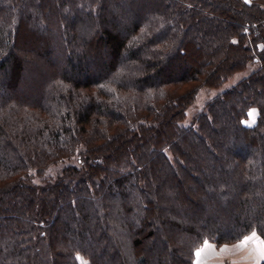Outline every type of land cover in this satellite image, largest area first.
Returning <instances> with one entry per match:
<instances>
[{"label":"trees","instance_id":"1","mask_svg":"<svg viewBox=\"0 0 264 264\" xmlns=\"http://www.w3.org/2000/svg\"><path fill=\"white\" fill-rule=\"evenodd\" d=\"M252 232L264 0H0V264H194Z\"/></svg>","mask_w":264,"mask_h":264},{"label":"rangeland","instance_id":"2","mask_svg":"<svg viewBox=\"0 0 264 264\" xmlns=\"http://www.w3.org/2000/svg\"><path fill=\"white\" fill-rule=\"evenodd\" d=\"M249 72H250V68L237 72L234 76H232L230 79H228V81H226L219 88L211 89V88L202 87L199 90V93H198L195 101L188 108V117L186 118L184 125H187V124H190L193 122L194 116L204 108L206 102L209 99L213 98L216 94L219 93V91L237 83V81H239L242 77L248 75ZM253 110H255V116L253 118V117H250V115H248V117L244 120V123L246 125H253L257 121V116H258L257 110L252 109L250 112H252ZM73 161L75 162V159H70L68 162H64L62 164L53 166L48 171L49 177H56L57 174L60 173V171L63 169V167L65 165H68L69 162L74 163ZM40 180L41 179H37V181H40ZM252 233H250L246 237L250 236ZM244 239H245V237L243 239L237 241V242L224 243L221 245H218L215 242L208 241L210 244L216 246L218 249H221L222 246L227 245V249L221 250L220 253L218 251L214 252V253H210V254L208 253V255L204 253L203 257L201 256V258H200L201 264H204V261L208 260L209 258L211 259V261H213L214 259H217L212 264H219V263L220 264H242L243 260H247L250 263V248H249V251H247L246 249H244V246H241ZM247 246L250 247V243ZM203 247H204V243L197 250H199ZM78 259H79V262L81 264H89V260L87 258L83 257L82 255H78ZM218 259H220V260H218ZM194 264H196V257L194 258Z\"/></svg>","mask_w":264,"mask_h":264},{"label":"snow or ice","instance_id":"3","mask_svg":"<svg viewBox=\"0 0 264 264\" xmlns=\"http://www.w3.org/2000/svg\"><path fill=\"white\" fill-rule=\"evenodd\" d=\"M250 117L255 116V110H253L252 112L249 113ZM253 244L254 245V249L258 255V257L260 259H264V239H261L260 237L257 236V234L255 232H253L250 236L245 237L244 241L242 242L241 246H246L247 244ZM211 247V245L209 244L208 241L204 242V247L197 250L195 252V257H196V264H201V256L202 253L207 249Z\"/></svg>","mask_w":264,"mask_h":264},{"label":"crops","instance_id":"4","mask_svg":"<svg viewBox=\"0 0 264 264\" xmlns=\"http://www.w3.org/2000/svg\"><path fill=\"white\" fill-rule=\"evenodd\" d=\"M258 236V235H257ZM260 237V236H258ZM261 238V237H260ZM262 239V238H261ZM210 244V243H209ZM211 247L207 248L203 253H202V257H203V254H207L208 253H214V252H221V250H225L227 249V245L225 246H222L221 249H218L216 246L210 244ZM248 245V244H247ZM244 246V249H246L247 251H249V248H250V263L247 261V260H243V263L242 264H261L264 259H260L254 249V245L250 243V247L249 246ZM217 259H214L213 261H211V259L209 258L208 260H205L204 261V264H212L213 262H215ZM220 260V259H218ZM206 262V263H205ZM220 264V263H219Z\"/></svg>","mask_w":264,"mask_h":264}]
</instances>
